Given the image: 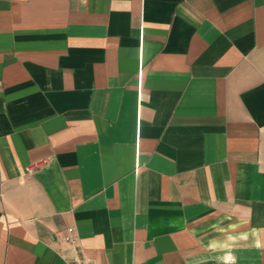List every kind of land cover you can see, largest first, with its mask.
Masks as SVG:
<instances>
[{
	"label": "crops",
	"instance_id": "obj_1",
	"mask_svg": "<svg viewBox=\"0 0 264 264\" xmlns=\"http://www.w3.org/2000/svg\"><path fill=\"white\" fill-rule=\"evenodd\" d=\"M264 264V0H0V264Z\"/></svg>",
	"mask_w": 264,
	"mask_h": 264
},
{
	"label": "built area",
	"instance_id": "obj_2",
	"mask_svg": "<svg viewBox=\"0 0 264 264\" xmlns=\"http://www.w3.org/2000/svg\"><path fill=\"white\" fill-rule=\"evenodd\" d=\"M62 240L72 246V249L69 251L63 252V257L67 264H94L88 260H86L81 251L77 247V235L76 230L74 228H68L60 235Z\"/></svg>",
	"mask_w": 264,
	"mask_h": 264
}]
</instances>
